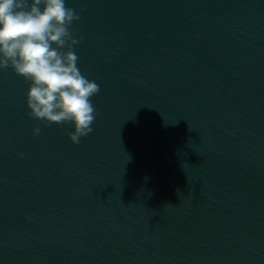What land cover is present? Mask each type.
<instances>
[{"label": "water", "instance_id": "95a60500", "mask_svg": "<svg viewBox=\"0 0 264 264\" xmlns=\"http://www.w3.org/2000/svg\"><path fill=\"white\" fill-rule=\"evenodd\" d=\"M65 6L93 131L0 70V264H264V0Z\"/></svg>", "mask_w": 264, "mask_h": 264}, {"label": "clouds", "instance_id": "9594fccd", "mask_svg": "<svg viewBox=\"0 0 264 264\" xmlns=\"http://www.w3.org/2000/svg\"><path fill=\"white\" fill-rule=\"evenodd\" d=\"M79 19L65 0H0V70L11 67L30 81V117L74 124L68 136L75 144L93 131L96 112L89 98L100 91L77 67L73 45L79 40L70 26Z\"/></svg>", "mask_w": 264, "mask_h": 264}]
</instances>
